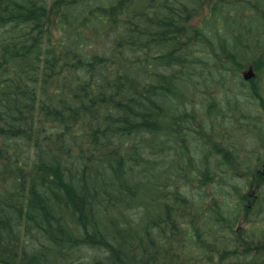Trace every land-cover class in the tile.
I'll use <instances>...</instances> for the list:
<instances>
[{"label":"trees","instance_id":"obj_1","mask_svg":"<svg viewBox=\"0 0 264 264\" xmlns=\"http://www.w3.org/2000/svg\"><path fill=\"white\" fill-rule=\"evenodd\" d=\"M263 75L264 0H0V264H264Z\"/></svg>","mask_w":264,"mask_h":264},{"label":"rangeland","instance_id":"obj_2","mask_svg":"<svg viewBox=\"0 0 264 264\" xmlns=\"http://www.w3.org/2000/svg\"><path fill=\"white\" fill-rule=\"evenodd\" d=\"M257 72L253 69V67L245 68L242 70V76L246 80H252L253 78H256ZM264 78V75L262 76ZM263 119H264V114H262ZM264 178V172L262 173V176ZM245 223V226H247V219L244 218L243 221L241 222V225Z\"/></svg>","mask_w":264,"mask_h":264}]
</instances>
